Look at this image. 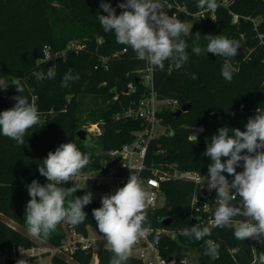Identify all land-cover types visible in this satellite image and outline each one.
Instances as JSON below:
<instances>
[{"label": "trees", "instance_id": "1", "mask_svg": "<svg viewBox=\"0 0 264 264\" xmlns=\"http://www.w3.org/2000/svg\"><path fill=\"white\" fill-rule=\"evenodd\" d=\"M102 2L117 7L119 15L123 9L118 5L126 3V0H0V78L8 80L7 90L0 89V112L17 103L13 97L21 93L11 82L19 81L25 88L24 95L37 107L40 119L45 123L28 129L23 145L0 134V213L20 224H26L25 208L30 198L28 185L33 180L41 185L48 183L38 169L49 152H54L63 143L73 142L91 158V163L84 169L97 167L105 153L130 142L133 132L144 127L140 119L117 118V115H123L147 95L141 70L149 63L138 59L131 47L117 43L114 31H104L98 19L100 15H107L100 7ZM179 2H184L190 12L200 9L198 0ZM216 2V20L207 18L193 25L187 37H182L188 44L187 63L177 69L174 62L165 61L163 71L154 67L158 97L176 98L182 105L191 103V109L180 116L169 110L163 113L165 124L174 130V134L153 141L149 163L172 164L179 171L207 173L212 161L203 153L211 137L221 127L241 130L256 114L252 109L264 107V42L258 38L262 34L264 40V0H235L228 7L222 5L221 0ZM167 14L185 24L192 19L191 15L177 8ZM233 14L239 15L237 23H233ZM206 35H223L238 41L241 47L254 49L249 59L240 60L239 71L233 74L231 82L221 74L224 57L206 51L197 55L192 51L197 44L206 49ZM73 41L86 44V48L79 52L67 50L64 57L46 59L47 47L52 51H63ZM103 58L107 59V67L103 65ZM231 60L234 62L236 59ZM50 68L55 70L51 79L47 78ZM69 71L79 79L70 81L68 87H62L63 77ZM37 72L45 73L46 78L37 81L34 75ZM192 74H195V79L191 78ZM129 83L134 84L135 91L127 93ZM82 95H101L108 100L90 114L93 123H101L103 127L98 141L91 138L100 142L99 152L90 147V139L84 142L77 136L82 116ZM241 105L245 106L244 110L240 109ZM213 114L217 117H212ZM194 127H203V130L198 137L191 138ZM226 159L222 157V162ZM242 164L237 169L242 168ZM61 186L73 187L69 184ZM76 190L70 199L88 192ZM162 190L165 201L146 209V215L150 228L175 231L174 237L167 234L150 236L158 242L160 253L166 260L174 258L176 264H182L188 257L184 251L188 245L198 249L208 264H258L259 255L264 253V243L259 242L254 252L249 238L237 240L232 228L213 227L211 235L200 241L180 235L182 229L195 224L202 228L199 217L191 210L195 191L191 180L168 178L162 183ZM114 193H104L102 197ZM102 197L92 199L84 207L87 218L76 226L78 230L87 232L88 227H92L103 236L92 214L93 209L102 207ZM215 209L214 205L213 217ZM165 218H172L170 225L163 224ZM64 235V230L57 227L47 238H41L49 245L59 246ZM205 240L219 245L218 255L205 254ZM14 245L32 247L38 243L0 217V248L4 250ZM112 256L108 247H104L98 251L96 261H93L91 253L77 251L74 262L56 254L52 257V264H109ZM28 264L39 262L31 259ZM127 264L144 263L131 254Z\"/></svg>", "mask_w": 264, "mask_h": 264}, {"label": "clouds", "instance_id": "2", "mask_svg": "<svg viewBox=\"0 0 264 264\" xmlns=\"http://www.w3.org/2000/svg\"><path fill=\"white\" fill-rule=\"evenodd\" d=\"M100 7L107 13L98 17L104 31H114L117 43L131 47L138 59L162 71L165 61L174 62L177 69L187 63L188 44L182 37H187L191 29L169 16L162 0H126L118 5L123 9L119 15L108 3L102 2ZM197 7L215 10L218 5L216 0H198ZM205 38L208 40L206 49L197 44L192 51L197 55L206 51L224 57L221 74L231 82L233 74L239 71L231 62L237 56L239 42L223 35H206ZM34 75L37 81L46 78L43 72ZM54 76L55 70L50 68L47 78ZM191 78L195 79V74ZM78 79L69 71L63 77L62 87H68L70 81ZM11 83L21 95L13 97L17 101L14 107L0 112V134L23 145L28 129L45 123L41 121L37 107L24 95V86L19 81ZM7 88L8 80L0 78V89ZM245 127L246 131L219 128L203 153L212 161L207 177L209 189L217 192V207L211 225L234 229L237 240L252 238L264 243V108H258ZM222 157L227 159L222 162ZM241 162L243 171L237 172ZM90 163V156L73 142L63 143L48 153L38 169L48 183L41 185L33 180L27 188L31 199L26 204L25 223L31 236L47 238L62 222L78 226L85 221L87 213L83 209L92 202V193L70 199L77 190L61 185L76 181ZM222 173L234 176L231 183ZM101 203L102 207L93 209L92 214L99 232L106 238L108 250L113 253L109 264H127L133 247L151 232L146 215L151 195L143 187L138 171H132L127 183L114 194L104 195ZM237 217L243 219L235 220ZM180 235L200 241L211 235V229L195 224L182 229ZM205 245V254L218 255L219 245L211 240H205ZM17 264H28V261L21 259ZM258 264H264V253L259 255Z\"/></svg>", "mask_w": 264, "mask_h": 264}, {"label": "built area", "instance_id": "3", "mask_svg": "<svg viewBox=\"0 0 264 264\" xmlns=\"http://www.w3.org/2000/svg\"><path fill=\"white\" fill-rule=\"evenodd\" d=\"M235 0H221V4L228 7L233 4ZM165 6V11L174 10L177 8L184 14L191 15V22L199 24L205 19L210 18L216 20L217 8L215 10H208L206 8L199 9L196 12H190L185 3H180L179 0H162ZM116 10L117 7H112ZM176 15V13H174ZM239 20L238 14H233V23H237ZM257 26V25H256ZM244 39V35H242ZM258 38L261 42H264L263 35L259 34ZM101 42V40H100ZM86 48V44L78 41H73L68 45L66 50L52 51L50 47L45 50L46 59H56L64 57L67 50L79 52ZM243 53L241 57H235V61L232 62L233 66L238 67L240 60L246 61L250 58L253 48L241 47ZM126 51V49H124ZM119 53H115L118 55ZM107 59L103 58V65L107 67ZM154 66L148 64L147 67L141 70L144 73L145 83L148 89V93L144 96L134 107L127 109L123 115H117V118L121 116L133 117L143 121L144 127L133 132V138L130 142L123 144L122 146L105 153L99 162L97 167L82 169L81 173L76 178V181H70L66 184L73 186L76 189L87 190H100L103 193L115 192L120 187H123L132 171H138L139 177L142 181V185L146 191L151 195V203L147 209L161 205L165 201V196L162 190V183L168 178H183L191 180L195 185V191L192 195L191 210L195 216L199 217V223L203 227H209L213 229L211 221L213 220V206L217 207V192L215 189H209L207 183V177L209 173H200L198 171H179L174 168L172 164L164 166L163 164H155L148 161L149 150L152 147V143L155 139L161 136H172L174 130L170 129L164 121L163 113L167 110L176 112L182 104L176 98H164L158 97L155 91V84L153 78ZM135 91L133 83H129L126 92ZM260 108L256 107L252 109L256 110ZM264 108V107H262ZM241 110L245 109L244 105L240 106ZM91 138L100 136L103 133V127L101 123H92L87 129ZM203 127H194L191 133V138H196L202 132ZM237 172H242L243 167L236 169ZM231 183L234 176L226 177ZM47 181V179L45 178ZM48 182V181H47ZM65 185V184H62ZM234 191V190H233ZM240 197L237 196V200ZM238 202V201H233ZM208 214V215H205ZM235 220L243 219L242 217L234 218ZM64 238L59 246L49 245L43 247L40 245L27 247L23 245H14L7 249L0 248V264H17V261L31 260L38 261L45 254L60 255L64 257L68 262H74V254L77 251H83L91 253L93 261L97 260L99 249L98 241L103 236H93L91 230L87 229V232H82L77 229L76 226H72L65 223ZM152 234H167L171 237L175 236V231L169 229H154L151 228L150 234L141 239L132 249V255L136 256L143 261L144 264H176V259L166 260L160 253L158 242L151 239ZM252 249L255 252L256 246L259 241L249 238Z\"/></svg>", "mask_w": 264, "mask_h": 264}, {"label": "rangeland", "instance_id": "4", "mask_svg": "<svg viewBox=\"0 0 264 264\" xmlns=\"http://www.w3.org/2000/svg\"><path fill=\"white\" fill-rule=\"evenodd\" d=\"M195 24L196 23H193V22L187 23V25L190 28ZM241 50L243 53V48H241ZM106 100H107V98L105 96H101V95H82V96H80L81 115H82L81 116L80 129H83V128L87 129L93 123V120H92L91 115H90L91 111L105 105L108 101V100L107 101ZM89 142H90L89 143L90 147H92L95 150V152L100 151V149H101L100 142H94L91 139L89 140ZM87 191L92 193L93 199H99L104 194L100 190H90L87 188ZM30 199H31V197L29 198V200ZM29 200H27V202ZM27 202H26V204H27ZM0 217L5 219L7 221V223L9 225H11L12 227L18 229L19 231L23 232L27 236L31 237L34 241H36L38 243V245L43 246V247L49 246V244L46 241H44L41 237L37 238V237L31 236L27 231V225L26 224H20V223L14 221L13 219H11L9 217H6L2 213H0ZM65 223L66 222H62L57 227H61L63 230H65ZM89 229L93 233V236L98 235L97 232L92 227H89ZM97 243H98L99 249L104 248V247H108L106 238L104 236ZM258 245H259V243L257 244V246ZM257 246L255 249H257ZM184 251L187 253L188 257L185 259V261L182 264H208L209 263L207 260H205L204 257H202L201 252L192 246H188V245L185 246ZM94 261H96V260H94ZM39 264H52V256L50 254H45L44 256H42L39 259ZM74 264H77V263H74Z\"/></svg>", "mask_w": 264, "mask_h": 264}, {"label": "water", "instance_id": "5", "mask_svg": "<svg viewBox=\"0 0 264 264\" xmlns=\"http://www.w3.org/2000/svg\"><path fill=\"white\" fill-rule=\"evenodd\" d=\"M239 46H240V48L238 49V51H237V56H236V57H238V58L242 56L241 45L239 44ZM190 109H191V103L183 104V105L181 106V108H180L178 111H176V115H177V116H180L183 112L189 111ZM212 117L216 118V117H217V114H213ZM241 131H246V127H245V126L241 127ZM77 136H78V138H79L80 140H82V141H84V142H86V141H88L89 139H91V136L88 134V131H87L86 129H84V128H83V129H80V130L77 132ZM93 140H94V141H98V140H99V137H98V136H95V137H93ZM171 222H172V218H165V219L163 220V224H164L165 226L170 225Z\"/></svg>", "mask_w": 264, "mask_h": 264}]
</instances>
